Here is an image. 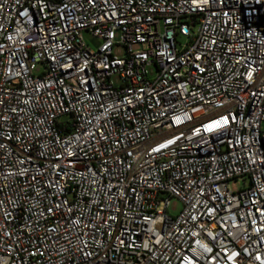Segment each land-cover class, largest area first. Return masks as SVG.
I'll use <instances>...</instances> for the list:
<instances>
[{"label": "built area", "instance_id": "1", "mask_svg": "<svg viewBox=\"0 0 264 264\" xmlns=\"http://www.w3.org/2000/svg\"><path fill=\"white\" fill-rule=\"evenodd\" d=\"M0 264H264V0H0Z\"/></svg>", "mask_w": 264, "mask_h": 264}, {"label": "rangeland", "instance_id": "2", "mask_svg": "<svg viewBox=\"0 0 264 264\" xmlns=\"http://www.w3.org/2000/svg\"><path fill=\"white\" fill-rule=\"evenodd\" d=\"M84 38L87 42V44H89V46L92 49H98L99 45H100V41L97 37H95L92 33L85 31L84 32ZM117 41H120V33H117ZM178 41L181 45H185L188 43V38L185 36H178ZM182 47V46H180ZM124 53V48L122 45H119L118 47L115 48V54L117 55H123ZM149 74L152 77L155 74V71L152 67L148 68ZM115 82H117V79H114ZM244 186V181L242 179H233L230 182V188L232 190L237 191L238 189L242 188ZM183 209V203L182 201L177 198V197H172L170 199V205H169V209L168 212L170 215L176 216L179 215L181 213Z\"/></svg>", "mask_w": 264, "mask_h": 264}]
</instances>
